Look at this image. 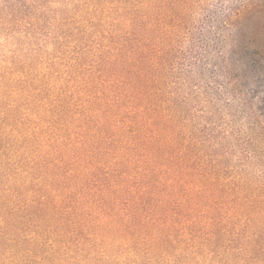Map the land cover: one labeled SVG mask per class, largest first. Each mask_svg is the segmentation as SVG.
<instances>
[{
  "label": "rangeland",
  "instance_id": "rangeland-1",
  "mask_svg": "<svg viewBox=\"0 0 264 264\" xmlns=\"http://www.w3.org/2000/svg\"><path fill=\"white\" fill-rule=\"evenodd\" d=\"M0 264H264V0H0Z\"/></svg>",
  "mask_w": 264,
  "mask_h": 264
}]
</instances>
